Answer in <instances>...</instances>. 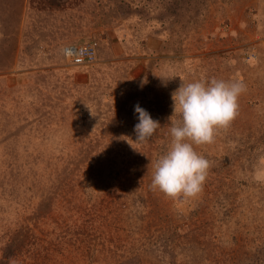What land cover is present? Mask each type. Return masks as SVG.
<instances>
[{
	"label": "rangeland",
	"instance_id": "374dc122",
	"mask_svg": "<svg viewBox=\"0 0 264 264\" xmlns=\"http://www.w3.org/2000/svg\"><path fill=\"white\" fill-rule=\"evenodd\" d=\"M212 78L246 86L239 115L169 199L171 94ZM0 264H264V0H0Z\"/></svg>",
	"mask_w": 264,
	"mask_h": 264
},
{
	"label": "clouds",
	"instance_id": "9594fccd",
	"mask_svg": "<svg viewBox=\"0 0 264 264\" xmlns=\"http://www.w3.org/2000/svg\"><path fill=\"white\" fill-rule=\"evenodd\" d=\"M246 91L241 81L212 78L207 81L181 82L171 94L173 115L169 118L172 137L168 151L155 162L151 188L176 200L195 198L211 167L193 145L210 144L220 129H227L239 115V97ZM139 123L134 131L135 143L147 142L160 124L150 114L135 106ZM179 116L176 120L174 117Z\"/></svg>",
	"mask_w": 264,
	"mask_h": 264
},
{
	"label": "built area",
	"instance_id": "2783aa9c",
	"mask_svg": "<svg viewBox=\"0 0 264 264\" xmlns=\"http://www.w3.org/2000/svg\"><path fill=\"white\" fill-rule=\"evenodd\" d=\"M64 58L73 65L92 64L96 57L95 47L92 44H71L62 49Z\"/></svg>",
	"mask_w": 264,
	"mask_h": 264
},
{
	"label": "crops",
	"instance_id": "0c3cea01",
	"mask_svg": "<svg viewBox=\"0 0 264 264\" xmlns=\"http://www.w3.org/2000/svg\"><path fill=\"white\" fill-rule=\"evenodd\" d=\"M71 44H77V43H72V42H71V43H67L66 45H71ZM66 45H64V46H66Z\"/></svg>",
	"mask_w": 264,
	"mask_h": 264
}]
</instances>
